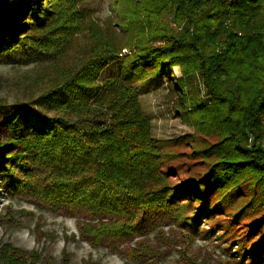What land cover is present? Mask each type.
I'll use <instances>...</instances> for the list:
<instances>
[{
	"label": "trees",
	"instance_id": "obj_1",
	"mask_svg": "<svg viewBox=\"0 0 264 264\" xmlns=\"http://www.w3.org/2000/svg\"><path fill=\"white\" fill-rule=\"evenodd\" d=\"M84 4L0 0V61L58 60L80 35L89 33L92 41L84 59L58 64L57 80L38 98L0 106L8 135L0 141V176L11 189L57 211L98 219L80 224L81 236L94 245L136 235L148 214L155 221L159 211L174 212L177 194L204 202L192 224L214 209L207 193L244 181L262 197L253 196L242 211L255 205L264 211V0L118 2L127 10L116 22L121 38L110 25L100 29ZM126 47L130 54L118 76H104ZM136 71L173 80L178 105L196 131L219 137L194 150L209 160L202 179L174 190L160 170L162 143L133 85ZM196 76L206 97L193 93ZM138 255L153 257L145 244ZM31 260L0 247L3 264H36L37 257Z\"/></svg>",
	"mask_w": 264,
	"mask_h": 264
},
{
	"label": "rangeland",
	"instance_id": "obj_2",
	"mask_svg": "<svg viewBox=\"0 0 264 264\" xmlns=\"http://www.w3.org/2000/svg\"><path fill=\"white\" fill-rule=\"evenodd\" d=\"M139 1L85 0V4L94 12L92 18L100 29L110 25L112 33L121 38L124 33L116 22L124 21L127 10L116 5ZM90 37L89 33L80 35L70 54L62 59L47 58L27 65L0 61V106L15 102L27 105L38 98L57 80L59 63L68 67L70 62L86 57V49L92 44ZM130 50L122 49L121 58L110 64L103 75L118 76ZM135 74L133 85L139 92L143 111L151 118L152 135L162 143L160 170L167 175L170 186L175 190L188 179H202L210 168L209 160L202 154L194 155V150L210 147L219 137L196 131L187 112L178 105L179 96L171 86L173 80H159L145 71ZM181 74L174 69V76ZM192 88L194 94L206 97L201 77H195ZM230 89L235 91L234 83ZM3 121L0 108V141L8 137ZM247 183L241 182L222 193H207L215 210L199 215L198 223L192 224V219L204 202L177 194L172 198L174 212L159 211L161 216L155 221L148 214L136 235L94 245L81 236L80 224H97L98 219L81 211H57L24 197L0 176V247L20 250L29 258L28 263L35 255L36 264H264V211L259 205L242 211L253 196L260 199L262 193L260 188L256 190ZM144 244L153 257L138 255ZM131 249L135 250V257L131 256Z\"/></svg>",
	"mask_w": 264,
	"mask_h": 264
}]
</instances>
